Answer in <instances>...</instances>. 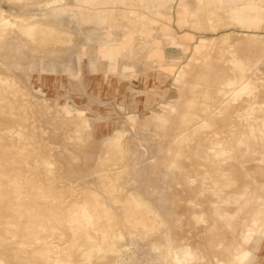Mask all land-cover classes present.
Segmentation results:
<instances>
[{"label":"rangeland","instance_id":"1","mask_svg":"<svg viewBox=\"0 0 264 264\" xmlns=\"http://www.w3.org/2000/svg\"><path fill=\"white\" fill-rule=\"evenodd\" d=\"M0 167L24 264H264V0H0Z\"/></svg>","mask_w":264,"mask_h":264},{"label":"bare ground","instance_id":"2","mask_svg":"<svg viewBox=\"0 0 264 264\" xmlns=\"http://www.w3.org/2000/svg\"><path fill=\"white\" fill-rule=\"evenodd\" d=\"M232 64L234 66V69L237 70V74H236V76L234 78L226 79L222 83V86H224V88L221 91H219V94L225 95V96L230 95L231 96V101H236L241 96L247 95L248 93H250L253 90V85L250 83V81L248 79V76H247V74H248V72L250 70L249 67L245 66L240 61H234ZM2 169L4 170L3 167H2ZM3 175H4V173L1 174V172H0V176H3ZM134 202L138 204L137 200H134ZM83 213H84V215H83V217H84L85 216V210L84 209H83ZM85 218H87V217H85ZM28 222L34 223L35 220L29 219ZM85 222L87 223V221H85ZM0 231L2 232V235L5 237V239L13 241V234H12V231H11L9 226H6V224L5 225L2 224L1 227H0ZM259 239H260V234L257 235L256 237L252 238L251 239V243L256 245ZM0 250H2V249H0ZM27 250L28 251H25V250L21 249V250L17 251L15 249L7 247V248H5L4 252H3V250H2V252L4 253V255H5V252H7V255L11 256V259L13 260L12 262H14V264H24L25 262H23L19 258L27 257L28 256V252H29V246L27 247ZM173 250H175V249H173ZM190 255L191 254H190L188 249L187 250L179 249L178 251L175 250V251H170L169 252L170 259L175 264H182L185 261L187 262V260L190 258ZM16 258H18L19 260H16ZM41 258H42L43 264H48L49 258L45 254H43L41 256ZM83 258H84V260L85 259L89 260L90 253L84 254ZM248 258H249V254L247 252L243 253V255L238 257V259L242 263L248 261L249 260ZM62 261L63 260H61V262ZM51 263H49V264H51ZM70 264H73V263H70Z\"/></svg>","mask_w":264,"mask_h":264}]
</instances>
